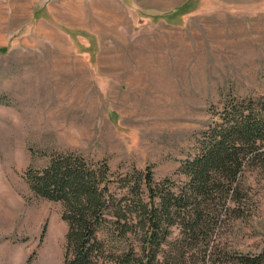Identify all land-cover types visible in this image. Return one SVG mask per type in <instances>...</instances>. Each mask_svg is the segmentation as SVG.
Returning <instances> with one entry per match:
<instances>
[{
    "label": "rangeland",
    "instance_id": "rangeland-1",
    "mask_svg": "<svg viewBox=\"0 0 264 264\" xmlns=\"http://www.w3.org/2000/svg\"><path fill=\"white\" fill-rule=\"evenodd\" d=\"M258 98L264 0H0V264H64L62 205L30 169L76 152L175 177L226 102ZM262 162L230 255L264 248Z\"/></svg>",
    "mask_w": 264,
    "mask_h": 264
},
{
    "label": "trees",
    "instance_id": "trees-1",
    "mask_svg": "<svg viewBox=\"0 0 264 264\" xmlns=\"http://www.w3.org/2000/svg\"><path fill=\"white\" fill-rule=\"evenodd\" d=\"M195 144L159 181L149 166L113 173L76 152L25 173L30 192L62 205L63 263L264 264V248L230 255L221 245L249 201L247 170L264 161V98L226 102Z\"/></svg>",
    "mask_w": 264,
    "mask_h": 264
}]
</instances>
